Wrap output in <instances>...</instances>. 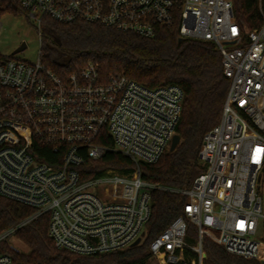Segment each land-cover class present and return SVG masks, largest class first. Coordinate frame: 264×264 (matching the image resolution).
Listing matches in <instances>:
<instances>
[{
    "label": "built area",
    "instance_id": "2783aa9c",
    "mask_svg": "<svg viewBox=\"0 0 264 264\" xmlns=\"http://www.w3.org/2000/svg\"><path fill=\"white\" fill-rule=\"evenodd\" d=\"M17 1L38 26L44 18L84 21L151 37L176 24L182 38L215 45L229 85L219 121L202 137L204 170L189 188L169 189L186 202L149 250L158 264H202L208 237L232 255L264 262V11L258 26L243 30L233 0ZM182 100L176 84L105 77L92 62L60 74L41 51L34 62L0 53V195L32 209L0 229V245L45 214L54 245L76 254L141 241L155 184L141 177L140 164L169 149ZM113 150L129 159L130 172L82 177L86 159ZM189 224L194 243L186 240ZM0 264L17 263L0 250Z\"/></svg>",
    "mask_w": 264,
    "mask_h": 264
},
{
    "label": "trees",
    "instance_id": "16d2710c",
    "mask_svg": "<svg viewBox=\"0 0 264 264\" xmlns=\"http://www.w3.org/2000/svg\"><path fill=\"white\" fill-rule=\"evenodd\" d=\"M233 8L240 26L248 30L261 23L264 0H233ZM20 12L23 10L17 0H0V17ZM42 26L41 60L56 73L76 72L92 62L105 77L123 74L146 87L178 85L183 91L176 126L179 142L155 163L140 164L141 177L155 184L141 242L113 252L76 254L54 245L47 234L45 214L16 231L27 251L15 253L4 244L0 250L17 264H158L150 253V243L182 214L186 202L185 195L169 189L189 188L204 170L199 158L202 137L221 116L229 85L221 55L210 41L182 38L176 24L160 27L151 37L84 21L63 24L44 18ZM106 168L128 173L131 162L117 151H108L96 161L86 159L82 177L88 178ZM31 212L30 207L0 195V229L16 224ZM196 238V228L189 224L186 240L194 243ZM202 250L205 254L202 264H264L232 255L208 237H203Z\"/></svg>",
    "mask_w": 264,
    "mask_h": 264
},
{
    "label": "rangeland",
    "instance_id": "374dc122",
    "mask_svg": "<svg viewBox=\"0 0 264 264\" xmlns=\"http://www.w3.org/2000/svg\"><path fill=\"white\" fill-rule=\"evenodd\" d=\"M0 22L2 24L0 27V53L10 55L24 41L26 47L21 51L14 52L15 57L27 62L36 61L39 51H41L43 26H38L36 21L29 18L24 12L5 13L0 17ZM144 237L145 232L141 241ZM4 246L15 253L28 250L27 245L16 234L10 237Z\"/></svg>",
    "mask_w": 264,
    "mask_h": 264
},
{
    "label": "water",
    "instance_id": "95a60500",
    "mask_svg": "<svg viewBox=\"0 0 264 264\" xmlns=\"http://www.w3.org/2000/svg\"><path fill=\"white\" fill-rule=\"evenodd\" d=\"M26 47V43L24 41H22L20 43V45L14 50V52H17V51H21L23 50L24 48ZM13 52V53H14ZM67 60H70L69 57L66 58ZM179 142V135L178 134H175L173 137H172V140H171V144H170V147H169V150H173L175 148V146L178 144ZM140 239H136V241L133 243V245H136L137 243H139Z\"/></svg>",
    "mask_w": 264,
    "mask_h": 264
},
{
    "label": "bare ground",
    "instance_id": "6f19581e",
    "mask_svg": "<svg viewBox=\"0 0 264 264\" xmlns=\"http://www.w3.org/2000/svg\"><path fill=\"white\" fill-rule=\"evenodd\" d=\"M160 260H161V256H159Z\"/></svg>",
    "mask_w": 264,
    "mask_h": 264
}]
</instances>
